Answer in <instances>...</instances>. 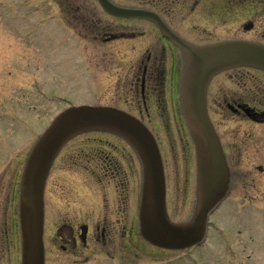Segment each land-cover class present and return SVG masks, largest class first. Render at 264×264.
Returning a JSON list of instances; mask_svg holds the SVG:
<instances>
[{
    "label": "flooded vegetation",
    "instance_id": "af4514ba",
    "mask_svg": "<svg viewBox=\"0 0 264 264\" xmlns=\"http://www.w3.org/2000/svg\"><path fill=\"white\" fill-rule=\"evenodd\" d=\"M89 1L104 20V28L24 29L22 49L17 56L10 53L13 59L7 61V68L11 70L0 81V90L8 96L0 98L3 115L31 110L34 105H26L31 95L59 101L55 114L71 104L66 95L83 81L93 82L106 104L130 112L149 128H153L151 121L160 126L156 120L169 128L166 122L171 115L182 129L183 55L167 29L198 45L226 39L264 42V0H108L138 11L123 15L99 0ZM54 14L69 21L62 12ZM47 31L58 34L60 40L40 44L50 36ZM80 36L88 37L90 45L82 50L88 56L81 55L87 60L83 61L87 72L81 73V60L62 58L66 47L78 54L85 47L77 43ZM206 109L229 166L230 190L231 183L235 186L246 175L238 164L256 158L264 161V69L239 65L216 73L206 88ZM6 175L14 182L12 168H7ZM142 182L141 159L121 136L92 130L67 141L50 167L44 190L45 264H73L77 257L88 259L107 246L120 250V240L128 246L127 237L132 240L139 233ZM7 190L0 236L10 244L15 235L13 183H8Z\"/></svg>",
    "mask_w": 264,
    "mask_h": 264
},
{
    "label": "rangeland",
    "instance_id": "374dc122",
    "mask_svg": "<svg viewBox=\"0 0 264 264\" xmlns=\"http://www.w3.org/2000/svg\"><path fill=\"white\" fill-rule=\"evenodd\" d=\"M94 10L95 5L89 0H0V81L5 80L10 69L7 68V61L13 59L10 53L17 56L22 49V38L27 32L24 29L32 26L64 30L81 28L82 31L83 28H104V20L98 18ZM59 12L68 17L70 24L65 16L54 14ZM47 33L50 36L39 41L40 44L48 45L51 40L55 43L60 40L58 34H51L50 31ZM78 39L80 47L82 44L85 47L78 51L79 54L69 52L66 47L62 51V58L68 61L81 60L78 70L80 73L87 72L86 64L83 63L87 60L82 56L88 54L82 50L90 47L87 44L88 37L80 36ZM106 46L103 48L106 49ZM76 55L78 57H74ZM36 59L41 61L42 58ZM68 89L64 88L65 91ZM7 97L6 91L0 90V98ZM66 98L71 104H106L93 82H79ZM28 103L34 105L32 109H22L17 115H3L0 110V212L6 207L8 183H13L15 188L14 241L9 244L0 236V264H21L18 225L20 176L30 147L48 124L54 107L60 105L59 101H43L33 95L26 105ZM167 119L166 123L170 124L167 129L158 120L156 123L160 126L156 123L153 126L152 121L149 124L153 127L150 129H153L159 142L164 161L169 215L178 221L186 219L194 205L195 153L184 117L182 129L176 126L173 116L168 115ZM186 159L189 167L185 163ZM237 166L246 175L242 181H235V186L231 183L227 197L210 215L208 233L203 243L169 250L150 244L138 233V237L132 240L127 237L126 247L123 240H120L121 251L119 247L107 246L101 251H95L88 259L77 257L73 264H264V161L256 158ZM8 167L12 168V174L15 175L14 182L7 180ZM98 202L102 203L101 199Z\"/></svg>",
    "mask_w": 264,
    "mask_h": 264
},
{
    "label": "water",
    "instance_id": "95a60500",
    "mask_svg": "<svg viewBox=\"0 0 264 264\" xmlns=\"http://www.w3.org/2000/svg\"><path fill=\"white\" fill-rule=\"evenodd\" d=\"M111 11L120 9L100 0ZM183 51L181 102L195 145L196 197L192 215L173 221L165 202V181L157 142L135 116L107 105H71L59 112L31 147L23 167L19 192L21 264H44L42 241L43 191L49 168L61 146L77 133L106 130L124 137L142 160L144 177L140 208V233L163 248L180 249L201 243L206 237L209 214L226 196L229 170L219 138L206 110V86L225 68L253 65L264 69V43L225 40L194 45L176 39Z\"/></svg>",
    "mask_w": 264,
    "mask_h": 264
},
{
    "label": "bare ground",
    "instance_id": "6f19581e",
    "mask_svg": "<svg viewBox=\"0 0 264 264\" xmlns=\"http://www.w3.org/2000/svg\"><path fill=\"white\" fill-rule=\"evenodd\" d=\"M34 143H35V142H34ZM34 143H33V144H34ZM32 146H33V145H32ZM32 146H31V147H32Z\"/></svg>",
    "mask_w": 264,
    "mask_h": 264
}]
</instances>
